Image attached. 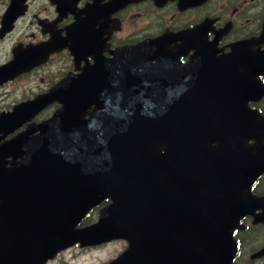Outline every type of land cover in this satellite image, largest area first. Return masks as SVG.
Returning a JSON list of instances; mask_svg holds the SVG:
<instances>
[{
  "label": "water",
  "instance_id": "obj_1",
  "mask_svg": "<svg viewBox=\"0 0 264 264\" xmlns=\"http://www.w3.org/2000/svg\"><path fill=\"white\" fill-rule=\"evenodd\" d=\"M53 2L64 17V1ZM86 27L72 24L69 38L96 43ZM166 44L94 57L50 95L63 105L39 134L27 130L0 147V264H43L75 243L120 238L129 247L109 264H232L240 220L262 209L255 218L264 222V195L252 193L264 174V118L248 107L264 94L253 68L239 71L235 52L151 66L167 58ZM54 45L27 62L42 63ZM50 102L25 104L35 113ZM107 199L97 221L80 227Z\"/></svg>",
  "mask_w": 264,
  "mask_h": 264
},
{
  "label": "flooded vegetation",
  "instance_id": "obj_2",
  "mask_svg": "<svg viewBox=\"0 0 264 264\" xmlns=\"http://www.w3.org/2000/svg\"><path fill=\"white\" fill-rule=\"evenodd\" d=\"M92 2L93 0H77L76 11L82 13L87 4ZM110 2L112 0H100L102 5L110 4ZM102 8L100 12L106 18L108 14L110 15V30L104 34L107 37L105 56L109 55V50L121 45L136 44V42L165 35H167L163 38L165 41L174 39L170 45L175 47V50L183 52L181 62L187 64L193 61L195 56L200 57L206 52L217 53V55L229 54L235 45H240L239 50H246L252 61L259 62L260 52H264V0H129L119 10H115V5L112 3L111 7L102 6ZM47 15L51 18L56 17L55 6L50 8ZM67 15L64 23L72 21V15ZM18 24L14 28L17 29ZM0 41V48L8 47L10 52L18 43L33 42L19 39L13 44L4 38ZM62 53L66 58L61 61L66 62L63 66L59 65V71H57V65L51 62L54 55L43 66L34 67L29 72L22 73L19 77L0 85V115L12 111L21 102L33 100L38 95L44 94L55 86L59 79L67 75V72L74 71L77 65L75 66L70 52L66 50ZM11 56L12 52L3 63L7 62ZM89 60L93 61L90 57ZM16 85H20L19 90ZM263 100L257 104L261 105ZM58 107L59 103L56 102L46 107L40 114L33 115L31 119L16 120L10 124L9 128L0 129V144L30 130L28 128L30 124L45 121L55 113ZM252 221L251 217L243 221L245 225L243 231L249 230L250 226H255ZM260 227L264 229V226ZM239 242V253L242 254L240 253L237 259L240 262L242 261L243 264L264 263V257L258 259L260 257L257 256L258 250L264 245V238L258 243L251 238L243 241L240 239Z\"/></svg>",
  "mask_w": 264,
  "mask_h": 264
},
{
  "label": "rangeland",
  "instance_id": "obj_3",
  "mask_svg": "<svg viewBox=\"0 0 264 264\" xmlns=\"http://www.w3.org/2000/svg\"><path fill=\"white\" fill-rule=\"evenodd\" d=\"M47 0H36L31 4V13L37 14L40 18L45 16L47 13L44 8H48L47 6ZM5 2L4 0H0V11L4 8ZM31 16L28 21L25 23L29 24L31 21ZM34 31L36 32L37 36H39V33L37 29L35 28ZM63 58L60 57L57 60L61 61ZM97 218V213L94 212L92 214V219L94 222ZM255 231L246 233L242 235L244 240H246L249 235L254 236ZM264 235V231H263ZM124 243H112L109 244V246L102 247L97 250H91V249H84L81 250V248L74 246L73 248H68L63 250L61 253L58 254L55 258L51 259V261H48L47 264H105L108 262V259L112 256H117L121 251L124 249ZM110 260V259H109ZM239 264H243V262H239ZM264 264V263H262Z\"/></svg>",
  "mask_w": 264,
  "mask_h": 264
}]
</instances>
